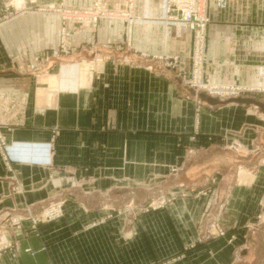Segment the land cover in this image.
I'll use <instances>...</instances> for the list:
<instances>
[{
	"label": "crops",
	"instance_id": "0c3cea01",
	"mask_svg": "<svg viewBox=\"0 0 264 264\" xmlns=\"http://www.w3.org/2000/svg\"><path fill=\"white\" fill-rule=\"evenodd\" d=\"M93 1L12 0L0 24V123L18 159L0 149V211L69 198L59 219L8 234L0 264H264V0H206L204 74L240 87L229 99L181 80L194 36L163 0L77 27L58 54L57 9ZM149 201L162 206L134 210ZM215 216L229 235L206 239Z\"/></svg>",
	"mask_w": 264,
	"mask_h": 264
},
{
	"label": "rangeland",
	"instance_id": "374dc122",
	"mask_svg": "<svg viewBox=\"0 0 264 264\" xmlns=\"http://www.w3.org/2000/svg\"><path fill=\"white\" fill-rule=\"evenodd\" d=\"M0 1L3 4V7H2L3 10L1 11L3 13L0 14V24H1L2 22H5L11 18H14L20 11L17 12L16 5L12 3V0H0ZM127 4L129 5V2ZM128 8L129 7H126V9ZM126 9H125V3L121 5L120 9L119 8L114 9V8L108 7L105 3V0H94L92 5L89 7H80V8L69 7V6L59 7L57 10H59L62 15L61 16L62 24H61V27L59 28L58 41L55 46V51L60 55L61 54L70 55L73 52V47L71 43V35H72V31L75 30L77 27H91V29L94 30L97 27L100 20L109 19L110 17L112 19H124L128 21L129 23L138 19V17L135 14H134L135 19L131 20V18L129 17L125 18V11H127ZM97 10L101 11L99 12L101 13V16L97 18L96 22L90 19L87 20L86 18H90V17L84 16V14L89 15V16L92 14L94 15ZM66 12L74 13V16H71L70 14L66 15L65 14ZM76 14H80V16L77 17ZM103 14L107 16H103ZM156 59L158 61H162L163 65H166L167 67H171V68H175L178 63L177 59L174 60L173 58H167V56L165 55L158 56L156 57ZM48 60H49L48 56L41 57L37 61V63H34V64L27 63L26 67H30L32 68V70L33 69L42 70L45 68ZM192 69H191V73H192ZM191 73L189 75L187 74L181 75L180 76L181 80L186 85L192 87L196 92L203 91V90L198 91L195 87H193L187 81L188 79L190 80V78L192 77ZM203 92L209 95H216V96H219L225 99L236 97L240 93L239 92V93L234 94L230 92L229 94L227 93L224 96H222L216 93H209L208 91H205V90ZM261 93L264 99V92H261ZM2 126L3 125L0 123V149L4 151L5 153L4 157L7 161L15 162L18 159L9 152V148L7 147L5 137L2 133ZM44 147L47 153V160L40 161V162L46 165H53L55 163L54 144L52 142H48L44 144ZM47 149H49V155H48ZM68 199L69 198L67 195L65 196L62 195L58 199H52V200L46 201L42 204L39 210H36V206L34 203H28V204H25L24 207H22L21 209L16 207L15 209H4L0 211V254L15 244L14 241L7 240L8 234H11L12 236L15 230L18 231L21 228H24L25 222H30V228H36L40 222H45V221L49 222V221H55L59 219L60 217L54 218V219L44 218V213L48 209H50L52 206L59 204L62 206L63 214H65V205ZM160 206H162V204H158V202H155V201H149V202L142 204L141 206L134 208V210L138 212H147L150 210H154Z\"/></svg>",
	"mask_w": 264,
	"mask_h": 264
},
{
	"label": "built area",
	"instance_id": "2783aa9c",
	"mask_svg": "<svg viewBox=\"0 0 264 264\" xmlns=\"http://www.w3.org/2000/svg\"><path fill=\"white\" fill-rule=\"evenodd\" d=\"M164 2V19L168 21H174L176 23H182L189 28L194 35V47L192 55V77L187 81L195 87L198 91L205 90L209 93H216L224 96L225 94L239 93L240 87L229 86L220 87L213 84L208 77L204 74L205 64V50H206V39H207V27L211 19L207 13L206 0H163ZM134 0H129V7L125 11V18L129 17L135 19L133 13ZM100 10H97L95 14L88 15L90 20L95 21L101 16ZM97 14V15H96ZM77 17L80 14H76ZM105 14H103L104 16ZM92 17V18H91ZM67 50V49H66ZM163 58V57H162ZM167 58H171L168 57ZM174 60L176 58L172 57ZM49 155V149H47ZM63 216L62 206L54 205L44 213V218H58ZM259 220L264 219V213L258 215ZM256 227V226H254ZM228 231L219 225V218L215 216L209 223L208 228L204 233L206 239L215 237H226ZM234 238V235H230V239Z\"/></svg>",
	"mask_w": 264,
	"mask_h": 264
},
{
	"label": "bare ground",
	"instance_id": "6f19581e",
	"mask_svg": "<svg viewBox=\"0 0 264 264\" xmlns=\"http://www.w3.org/2000/svg\"><path fill=\"white\" fill-rule=\"evenodd\" d=\"M65 14H66V15L70 14L71 16H74V13H71V12H68V13L66 12ZM96 15H97V14H96ZM84 16L89 17L88 15H85V14H84ZM92 16H93V15H92ZM104 16H107V15H104ZM110 18H111V17H110ZM86 19L89 20V18H86ZM88 22H89V21H88Z\"/></svg>",
	"mask_w": 264,
	"mask_h": 264
},
{
	"label": "water",
	"instance_id": "95a60500",
	"mask_svg": "<svg viewBox=\"0 0 264 264\" xmlns=\"http://www.w3.org/2000/svg\"><path fill=\"white\" fill-rule=\"evenodd\" d=\"M241 101H242V102H247V100H246V99H242Z\"/></svg>",
	"mask_w": 264,
	"mask_h": 264
}]
</instances>
